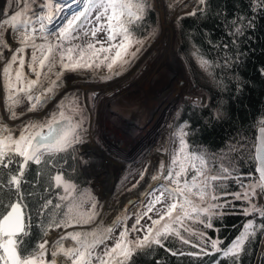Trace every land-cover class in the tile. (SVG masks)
<instances>
[{
	"label": "snow or ice",
	"instance_id": "snow-or-ice-1",
	"mask_svg": "<svg viewBox=\"0 0 264 264\" xmlns=\"http://www.w3.org/2000/svg\"><path fill=\"white\" fill-rule=\"evenodd\" d=\"M3 2L0 264H148L147 257L158 248L173 257L201 260L219 253L211 264L221 260L249 264L256 253L258 264H264V252L257 242V236L264 240V113L222 154L193 150L187 122L177 125L170 138V160L158 161L151 175L156 183L143 193V209L129 200L113 217L105 201L90 187H81L73 175L77 166L70 161L79 162L72 154L88 139L97 97L92 93L85 99L76 92L63 91L65 74L103 67L107 74L101 78L106 81L123 75L145 48L148 37L137 33L144 27L152 3L80 0L77 11L57 27L56 19L67 7L58 0ZM238 2L235 0L234 8ZM196 3L198 7L186 16L203 14L212 6L211 0ZM245 5L223 21L227 34L233 37L231 45L224 43L223 49L236 45L240 37L247 39L249 31L254 34L257 22L264 19V0H245ZM100 33L103 39H97ZM192 49L202 73L222 83L215 75L220 62L199 44ZM231 63L225 52L224 66ZM28 113L34 115L24 119ZM217 115L223 118L219 108ZM233 152L239 155L230 156ZM31 165L37 167L32 169ZM145 171H140L132 188L144 180ZM135 175L129 170L118 193L131 190L127 184ZM223 215L250 217L234 226L240 231L226 245L225 238L208 236L204 230L219 233L213 221L222 222ZM133 218L129 227L127 221ZM145 218L150 223L142 224ZM177 240L180 246H171ZM154 264H161V260Z\"/></svg>",
	"mask_w": 264,
	"mask_h": 264
},
{
	"label": "trees",
	"instance_id": "trees-1",
	"mask_svg": "<svg viewBox=\"0 0 264 264\" xmlns=\"http://www.w3.org/2000/svg\"><path fill=\"white\" fill-rule=\"evenodd\" d=\"M234 3L235 0H211L212 6L205 13L201 14L198 12L196 16L185 15L181 17L179 20L181 36L180 53L178 52L177 24L175 23L176 25L174 24L165 34H162L166 35L170 42H172L173 52L177 58V64L180 66L177 72H168L160 78L148 96L144 97L143 102L137 105L131 112L125 113L120 118L121 121H116L118 130H124L126 125H129L131 130L128 129L117 140L114 151L116 153L114 156L115 166H127L131 162L135 164L136 161H134L133 157L136 156L134 150L137 145L150 133L159 132V127L161 126L159 124L160 115L156 112V108L165 109L168 107L169 102L179 99L186 86L187 73L185 65L190 74L191 81L188 74V97L184 101L196 100L197 102H201L204 92L206 96L204 106L195 107L190 103L184 104L183 102L178 108L179 110L182 107L177 125H183L184 122H187V130L190 132L189 139L192 142L193 150L204 151L209 154L227 152L228 148L235 141L240 140L243 133L248 129V126L258 119L261 113H264V74H262L264 73V19H260L257 22L259 27L254 34L252 31H249L245 33L247 39L240 37L236 45L223 49L222 45L224 43L231 45L233 39L232 36L227 34L228 28L224 25L223 21L225 18L231 17L236 9H241V5H245V0H239L236 3V8L233 7ZM162 11L164 13L168 11V6L165 3L162 5ZM155 27L156 15L151 9L144 27L137 34L147 37ZM157 31L158 29L152 34L150 39L157 34ZM209 41L221 47H214ZM194 44H199L208 53L209 57L220 62L221 66L215 68V75L222 83L217 84L216 80L210 79L202 73L196 60L191 55ZM225 52L232 58V63L228 66H224L223 64ZM177 53L178 55L180 54L182 58L179 57L184 60L185 65ZM162 87H166V90L162 91ZM192 87L194 89H201L204 92L201 90L191 91ZM118 107L121 108V105H118ZM217 108L220 109L223 118L217 115ZM103 117L100 116L98 120H103ZM175 120L176 115L172 118L170 125ZM90 127L92 126L90 125ZM105 130L106 133L110 132L112 133L111 135L114 134L116 136L111 129V131L107 130V128ZM130 136L131 138H129ZM166 140L167 134L162 145L165 144ZM108 147H111L110 144ZM122 147H124V152H120L119 150ZM80 149L85 148L82 145ZM72 155L75 157V153ZM229 155L238 156L239 153L233 152L229 153ZM127 159H129L128 164L125 163ZM75 160L77 161L76 157ZM70 164L77 166V173H73V175L79 180L81 187L88 188V183L79 168V164L76 165L73 161H70ZM36 167V165H31L32 169ZM242 171L246 172L248 168H242ZM32 177L35 178L34 172L32 173ZM41 183H43V177H41ZM228 183L231 185L233 181L230 180ZM108 184L109 179L104 180L103 185L97 187L103 201L107 193ZM37 187L39 188L40 185L38 184ZM37 195L39 196L40 193L38 192ZM236 203L239 204L240 202L237 201ZM249 218L242 215H223L222 222L220 219L213 221L214 226L220 228L219 233L212 229H205V231L208 236L215 238L219 235L221 238H225L226 245L240 231L239 227L234 226L240 225L243 220ZM178 242V240L175 241L171 246H180ZM257 242L260 245L261 251L263 240L259 236H257ZM223 246L221 245V247ZM182 248L195 252L194 248H191L190 245L189 247L183 245ZM218 255L219 253L213 256H205L202 260L189 256L173 257L170 253L165 252L163 248H158L156 253L147 257V261L148 264H154L156 259H160L161 264H178V262H182V264H211ZM220 264H227V262L221 260ZM249 264H258L256 253H253Z\"/></svg>",
	"mask_w": 264,
	"mask_h": 264
},
{
	"label": "rangeland",
	"instance_id": "rangeland-1",
	"mask_svg": "<svg viewBox=\"0 0 264 264\" xmlns=\"http://www.w3.org/2000/svg\"><path fill=\"white\" fill-rule=\"evenodd\" d=\"M2 0H0V12L3 10V4L1 3ZM60 1L58 0L59 4ZM63 4L61 5H68L69 7H72L70 12L64 14L62 19L60 21H56V26L59 27L61 24L65 23L67 18L71 17V14L75 11H77L80 0H64ZM67 1V2H66ZM170 0H165V2ZM175 1V0H174ZM55 2V0H54ZM153 7L151 8L156 15V27L155 29L147 36L148 39L146 40L144 52L139 55L138 59L134 61L136 64L133 65L124 72L123 75L119 76L118 78H114L111 80H104L101 77L107 74L106 68H101L99 70L93 71H85L79 74H74L77 72H68L65 74V78L67 80L66 87L63 91L66 92H76L81 97H84L82 94V91H93L100 87L110 86L109 87V93L111 96V105L112 110L118 112L114 115H112L114 120L113 122L107 121L108 124H103L102 120H98V118L101 116L103 117V120L105 119V116L103 113H96L94 112V105L91 109L90 114V127L88 139L85 141L83 146L85 145V149H80V146H78V151L75 153V157L77 161L79 162V168L82 171L87 183L88 188L90 187L93 189L94 194L99 197L101 200V196L99 193L98 188H96V185H101L103 180H108L111 176L109 171L117 172L118 179L115 180L114 183V189L113 193L115 196L114 198L109 202V209L112 212V216L114 217L117 212H120L126 204H128V201L131 200L136 204V207L138 209H143V202L145 201V197L143 193L148 189L150 184H155V181L151 180V175L155 171V169L158 167V161L165 160L166 162L170 160L169 156V144H170V138L173 135V129L177 126V122L179 119V115L181 112L182 107L178 110L176 114V120L174 123L170 125L171 119L174 115V113L177 111L179 105H182V103H190L194 105L195 107H201L204 106L206 103V96L205 92L202 97L201 102H197L196 100H186L187 97V90L188 88V75H186V86L184 87V90L181 93V96L177 100H173V102H169V105L167 108H156V112H158L159 116V124L161 125L159 127L158 133L149 134L147 137H145L141 143H139L134 150L136 153L133 158L134 161H136L135 164L131 162V164H128L129 159L126 160L125 163L128 165H116L115 162H110V159L114 158L115 152L113 147L110 146H116L115 140L120 139L122 134H124L126 131L131 130L129 125H126L125 129L120 131L116 127V121L120 120V118L125 115L127 112H131L137 105H139L141 102H143L144 97H147L148 93L151 91L152 88L156 85V82L160 78H162L165 74L168 72H177L178 70V64H177V58L174 55L173 50V44L170 42L168 37L166 35L158 36L156 39H153L152 41L148 40L152 36V34L159 28V15L161 14L162 6H158L154 4V0H150ZM166 3V4H167ZM167 6H170L167 4ZM194 7H198L197 3L193 4L191 7L187 8L184 12H182L177 19L176 24L178 28V52L180 48L181 43V36H180V29H179V20L181 17L185 16L186 13H191L194 9ZM65 9V8H64ZM163 13V12H162ZM158 21V22H157ZM165 34V33H164ZM104 34L100 33L97 37V39H103ZM175 40V39H174ZM180 53V52H179ZM180 56V54H179ZM178 56V57H179ZM181 57V56H180ZM179 57V58H180ZM182 58V57H181ZM180 58V59H181ZM183 60V59H182ZM184 61V60H183ZM182 61V62H183ZM185 63V62H184ZM186 66V65H185ZM181 68V67H180ZM187 68L185 67V70ZM78 71V72H81ZM70 73H73L72 75ZM186 73H188V70H186ZM189 74V73H188ZM190 79V74H189ZM191 81V79H190ZM99 84H98V83ZM93 83H97L93 85ZM76 84H79L77 86ZM198 89H194L192 87L191 91H195ZM201 90V89H200ZM81 92V93H80ZM63 94V93H62ZM89 95V94H88ZM135 97V98H134ZM87 98V96H86ZM133 98V99H132ZM195 101V103H194ZM124 102H128L127 104H124L121 106L120 109L115 110L116 104H123ZM97 103V101L95 102ZM107 103V102H106ZM34 114L28 113L24 117V119L27 118V116H32ZM13 123L18 124L19 121H15ZM109 127V128H107ZM170 127V129H169ZM111 131L110 128L114 131L115 135H111L112 133H106V129ZM102 129V130H101ZM169 130V131H168ZM168 132V133H167ZM167 134V140L165 144L162 145V142ZM131 138V136L129 137ZM104 140V141H103ZM106 140V141H105ZM102 141L104 144H102ZM139 139L137 140L138 143ZM136 143V144H137ZM176 145H173L175 147ZM120 152H124V147L119 149ZM123 156H125L123 154ZM136 157V158H135ZM124 158V157H123ZM147 169V171L144 172V180L140 181V184L137 185L136 188H132L133 184H136V181L140 179L139 173L141 170ZM129 170H132L136 173L134 178L130 180V182L127 184V188L131 189L130 191H124L119 192L118 189L120 184H122L124 176H126L129 172ZM118 193V194H117ZM129 208H131V205H128ZM160 206L157 205V208ZM152 215V214H150ZM112 217H110L111 219ZM145 222L150 223V221H147V218L145 220H142L141 223L144 224ZM128 226L131 227V225L134 223V218L129 219L127 221ZM195 227L202 228V225H195ZM205 230V229H204ZM72 231V229H70ZM119 233V229H117V234ZM183 234V233H182ZM139 235V234H137ZM193 239H195L193 237ZM111 244L112 241H109ZM180 245V242H178ZM188 246L189 245H185ZM197 251V249H194ZM261 251L264 252V240L262 243Z\"/></svg>",
	"mask_w": 264,
	"mask_h": 264
},
{
	"label": "bare ground",
	"instance_id": "bare-ground-1",
	"mask_svg": "<svg viewBox=\"0 0 264 264\" xmlns=\"http://www.w3.org/2000/svg\"><path fill=\"white\" fill-rule=\"evenodd\" d=\"M63 2H65L64 0L60 1L61 4H63ZM67 2V1H66ZM196 0H170L165 2V0H154V4L158 6H162L163 3H167L168 5V11L167 12H163L162 9H161V14L159 15V28H158V31H157V34L149 39V41H152L153 39H156L158 36L164 34L171 26H173L177 19H178V16L184 12L187 8L191 7L193 4H195ZM1 3L3 4V8H4V2L3 0L1 1ZM166 4V5H167ZM69 9V6L67 5V7H65V9H63V11L60 13V15L57 17L56 21L58 22L60 19H62V17L64 16V14L66 13V11ZM163 12V13H162ZM185 13V12H184ZM56 22V23H57ZM158 22V21H157ZM176 25V24H175ZM175 39V37H174ZM148 41V42H149ZM146 49L143 50V52L145 51ZM175 50H176V42H175ZM177 52V51H176ZM178 55V53H177ZM179 56V55H178ZM182 60V59H181ZM183 61V60H182ZM137 62V61H136ZM136 62L134 63V65L136 64ZM184 63V62H183ZM185 65V63H184ZM186 67V66H185ZM131 70V69H130ZM129 70V72H130ZM187 70V69H186ZM86 71H90V70H86ZM82 72H85V71H81V72H77V73H74V74H79V73H82ZM71 75L73 73H70ZM83 74V73H82ZM188 75V73H187ZM118 78V77H117ZM115 80V79H114ZM113 81V80H111ZM98 83V82H97ZM97 83H93V85L97 84ZM189 83V81H188ZM99 84V83H98ZM77 86H79V84H77ZM109 87L110 86H105V87H100L96 90H93V91H82V94L84 96V98L86 99V96H88V94H92V93H95L96 94V101L97 103L94 104V112L96 113H103L104 115H108L106 116L105 120H102V123L103 124H108L107 121H111L113 122L114 120H110V119H113L112 118V115H114V118H115V114H117L118 112L116 111H113L112 110V105H111V96H110V93H109ZM166 90V87H162V91ZM200 90V89H198ZM202 91V90H201ZM204 92V91H203ZM81 93V92H80ZM149 94V93H148ZM148 96V95H147ZM107 102V103H106ZM128 102H124L123 104H121V106H123L124 104H127ZM119 104H116L115 105V110L117 109H120L118 107ZM150 107V106H148ZM179 108V107H178ZM100 109V110H99ZM146 110V109H145ZM144 111V110H142ZM178 112V109L177 111L174 113L173 117L177 114ZM101 116V115H100ZM172 117V118H173ZM172 120V119H171ZM109 125V124H108ZM109 128V127H107ZM111 129V128H110ZM112 130V129H111ZM113 131V130H112ZM118 138V137H117ZM104 141V140H103ZM102 141V144H104V142ZM106 141V140H105ZM115 143H117V140H115ZM114 148V151H115V148L116 146H111ZM84 148H85V145H84ZM110 162H114V158L110 159ZM111 176L109 177V184H108V189H107V193H106V196L104 197V201L105 203L107 204V206L109 205V202L114 198V194L113 193V189H114V183H115V180L118 179V173L117 172H112V171H109ZM103 182L104 180L102 181L101 185H96V188L97 187H100L103 185ZM68 231H70V229H68Z\"/></svg>",
	"mask_w": 264,
	"mask_h": 264
},
{
	"label": "water",
	"instance_id": "water-1",
	"mask_svg": "<svg viewBox=\"0 0 264 264\" xmlns=\"http://www.w3.org/2000/svg\"><path fill=\"white\" fill-rule=\"evenodd\" d=\"M71 8H72V7H69V9L67 10L68 13L70 12ZM59 21H60V20H59ZM202 91H203V90H202Z\"/></svg>",
	"mask_w": 264,
	"mask_h": 264
}]
</instances>
